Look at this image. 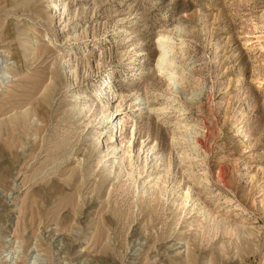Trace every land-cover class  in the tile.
Returning a JSON list of instances; mask_svg holds the SVG:
<instances>
[{"label":"rangeland","instance_id":"rangeland-1","mask_svg":"<svg viewBox=\"0 0 264 264\" xmlns=\"http://www.w3.org/2000/svg\"><path fill=\"white\" fill-rule=\"evenodd\" d=\"M61 1L0 0V264H264V0ZM103 85L117 168L133 129L135 177L156 147L136 183L98 164L86 109Z\"/></svg>","mask_w":264,"mask_h":264},{"label":"bare ground","instance_id":"bare-ground-1","mask_svg":"<svg viewBox=\"0 0 264 264\" xmlns=\"http://www.w3.org/2000/svg\"><path fill=\"white\" fill-rule=\"evenodd\" d=\"M49 3H50V6H52L53 7V9H54V11H55V13H57V12H62V10H63V5H62V1L61 0H49ZM170 34V33H169ZM169 38H170V35H167V34H162L161 36H160V44H159V47L161 48L160 49V56H159V60H158V69H159V71L160 70H164V68H162V67H164L165 66V69L168 67V64H171V62L169 61V59H167V57H168V53H170L171 51H173V50H175V49H173L172 47H171V45H169ZM170 67V66H169ZM69 69L71 70V68L69 67ZM162 70V71H163ZM174 70V69H173ZM143 72H144V69L143 68H140V71L138 72V74H136V76H142V74H143ZM175 72V71H174ZM181 73V72H180ZM180 76V75H179ZM174 77V78H173ZM172 78L173 79H177V78H179L176 74H173L172 75ZM180 79H182L181 77H180ZM175 81V80H174ZM178 81H179V79H178ZM170 87V86H169ZM49 88V87H48ZM47 88V89H48ZM102 90H100V92H99V94L101 93V95L99 96V94H98V98H96V99H94L93 101H92V106H89L88 107V109H86V110H88V113H92V116H91V119L89 120V122L87 123L88 125H87V127L91 124L92 125V128H94V129H98L99 131H98V133H97V135H98V144L100 145V147L103 145V141L101 140L102 139V136L103 135H105V131H106V129H107V127H108V125L106 126V127H104V123H105V121H107L108 122V124H109V122L111 121V120H114V119H117V117H118V115L116 116V117H113L114 115H115V113L113 112L114 110H115V108H112L111 110H113L112 111V113L111 114H109V115H107L106 114V112H105V110H104V104L101 102L102 101V99H103V97L105 96V95H107L109 98L111 97L110 96V94L109 93H106L107 92V89H108V86H102ZM38 90V89H37ZM40 90V89H39ZM80 97H78V99L76 100V101H78L80 104H81V100H82V98H81V94L79 95ZM138 98H140V97H138ZM28 103V102H27ZM30 104V103H29ZM75 104H76V102H75ZM21 106H23V104L21 105ZM76 106V105H75ZM135 109H136V112H139L140 110H141V108H140V104H134V106H133ZM22 108V107H21ZM20 107H19V109H21ZM26 108V107H25ZM41 108V107H40ZM76 109H79V110H77V114H79V116H80V114L82 115L83 113H84V109H85V106H76ZM34 110V109H33ZM117 110V109H116ZM163 110V109H162ZM76 111V110H75ZM25 112V111H24ZM35 112V111H34ZM40 113V112H39ZM23 114V117L21 118V119H23V121H26L27 119H28V116H29V114H30V111L28 110V112H25V113H22ZM42 114H44L43 112H42ZM41 114V117H43V115ZM46 115H48L47 113H45V116ZM85 115H87V114H85ZM141 115V114H140ZM22 116V115H21ZM48 117V116H47ZM44 119H45V117H44ZM82 120V119H81ZM106 122V123H107ZM50 123H52V122H49V124ZM47 124V123H46ZM48 124V125H49ZM125 125H126V121L125 120H123V119H119V121L117 122V125L113 128L114 129V131H115V129H116V131H115V134H117V133H119L120 132V138L125 134V132L123 133V130L126 128L125 127ZM111 128H112V126H111ZM131 128L133 129L134 128V125H132L131 126ZM93 131V130H92ZM97 132V131H96ZM113 132V131H112ZM195 132V131H194ZM243 136H244V139L245 140H247L248 141V136H247V134L246 133H244L243 132ZM113 137V136H112ZM111 137V144H106L105 146H102V147H105V149L104 150H102V151H100V156H99V159H98V164H103L104 162L106 163H104L105 165H106V167L108 168L106 171H105V173H106V176H108V177H110L113 173L115 174V177H116V179H115V181L116 180H120V178H126V180H125V185H126V183H128L129 181H131V183L132 182H134V183H136L137 182V176H138V178H140L141 176H143V174H144V172L146 171V167H147V161H148V157H149V155H150V152H153V151H155L156 150V147H154V146H152V145H150L149 143L146 145V146H143V145H141L140 147H139V151H144V154H145V148L146 147H148V149H147V151H146V153H147V155H146V157H145V159H144V161H145V165L141 168V169H139V172L137 173V175H136V177H135V174H133V173H131L128 169L129 168H133V166L135 165V162H134V160H133V157H132V151L130 152L129 150L131 149V146L132 145H134L135 144V141L133 140L134 139V129H133V137L132 138H130L129 140H127V142H128V144H130V145H128V146H130L129 147V149L128 150H126L125 151V149H124V152H123V156H124V158L125 157H129V159H131V161L126 165V168H125V170L127 171V175H125V173H124V170H122V168H117V166H119V163L117 162L116 163V160H117V158H115L116 157V155L117 154H119L120 152V149L121 148H123V145L125 144V141L124 140H121L120 141V143L119 144H117V145H115V146H113L114 144L113 143H117V141L115 142V140H113V138ZM184 139H186V138H184ZM109 140V141H110ZM147 141L148 140H146V141H144V143H147ZM70 142V141H69ZM68 143V142H67ZM96 143V142H95ZM63 144V143H62ZM64 144H65V142H64ZM66 145V144H65ZM68 146H69V143H68ZM67 146V147H68ZM127 146V147H128ZM66 147V146H65ZM65 147H64V149H65ZM72 147V146H71ZM70 147V148H71ZM190 147V146H189ZM96 149H99V148H96ZM70 149H68V150H64V151H66L65 153H69V152H71V151H73V149L71 150V151H69ZM68 151V152H67ZM99 151V150H98ZM97 151V152H98ZM188 151V152H187ZM186 151V156H184V158H191V153H190V151L189 150H187ZM60 154V153H59ZM71 154V153H70ZM70 154H68V156L70 155ZM63 155V154H62ZM67 155V154H66ZM72 155V154H71ZM67 156V157H68ZM88 156H89V154H88ZM153 156L155 157V166H156V168H160L161 167V164L162 163H165V158H164V155H162L159 151H157V152H155L154 154H153ZM152 156V157H153ZM63 157H64V155H63ZM65 158V157H64ZM61 159V158H60ZM59 159V160H60ZM96 159V160H97ZM63 161V160H62ZM65 161V160H64ZM183 161V160H182ZM55 162H57V161H55ZM60 163V162H59ZM65 163V162H64ZM180 163H182V162H180ZM62 164V163H61ZM103 164V165H104ZM56 165H58V164H56ZM55 165V166H56ZM63 165V164H62ZM61 165V166H62ZM97 165V164H96ZM104 165V166H105ZM60 166V165H59ZM189 168H190V170L192 171V173H193V171L194 172H197V168L195 167V166H193L192 164L191 165H189ZM54 169V168H53ZM58 169V168H57ZM56 169V170H57ZM91 169L92 168H90V171H91ZM164 169L167 171V173L168 172H171L172 171V169H173V167H172V162L170 161L169 163H166V165H164ZM89 170V169H88ZM88 170H87V172H88ZM189 170V169H188ZM53 171V170H52ZM55 171V170H54ZM90 171H89V173H90ZM92 171H94V170H92ZM191 171H189L190 173H191ZM57 172H58V170H57ZM56 172V173H57ZM86 172V173H87ZM199 172V171H198ZM54 173V172H53ZM74 173H76V172H74ZM188 173V172H187ZM223 173V172H222ZM72 174H73V172H72ZM88 174V173H87ZM86 174V175H87ZM75 175V174H74ZM89 175H92V173L91 174H89ZM105 175V174H104ZM189 175V174H188ZM191 175H193V174H191ZM190 175V176H191ZM206 174H203V176H200V178H204L205 179V182L208 184V183H210L209 182V180H208V177H207V175L205 176ZM71 177H72V175H71ZM91 177V176H90ZM189 177V176H188ZM72 178H74V177H72ZM85 179H86V177H84ZM87 178H88V176H87ZM111 178V177H110ZM190 178V177H189ZM84 179V180H85ZM89 179V178H88ZM114 179V178H113ZM147 179V178H146ZM146 179H145V181H146ZM198 179V178H197ZM71 180V179H70ZM87 180V179H86ZM201 180V179H200ZM83 181V180H82ZM103 181V180H102ZM190 181V180H189ZM101 182V181H100ZM105 182V181H104ZM84 182H82V184H83ZM120 183H122V182H120ZM163 183H165V182H163ZM198 183H200L199 182V180H198ZM106 184V183H105ZM121 185V184H120ZM128 185V184H127ZM142 185H143V183H142ZM150 185V184H149ZM189 186H188V188H187V191H186V193L183 195V197H182V199H181V214L183 215L184 214V212H186L185 214H187V211H186V208L188 209V203H189V199H190V197H194V196H192V192H191V190H194V189H191L192 187V185H191V183H189L188 184ZM104 186V184L101 186V187H103ZM129 186V185H128ZM144 186H146V182H144ZM148 186V185H147ZM146 186V187H147ZM165 186V185H164ZM120 187V186H119ZM167 187V186H166ZM97 188H98V186H97ZM121 188V187H120ZM124 188H125V186H124ZM123 188V189H124ZM102 189V188H101ZM161 189V188H160ZM167 189L168 188H163V189H161L160 190V196H164V195H166V193H167ZM115 190V189H114ZM118 190H120V189H118ZM122 190V189H121ZM128 190V189H127ZM124 191H125V189H124ZM123 191V192H124ZM195 191V190H194ZM193 191V192H194ZM116 192H117V189H116ZM119 192V191H118ZM156 192V191H155ZM185 192V191H184ZM121 193V192H120ZM119 193V194H120ZM146 194H147V191H146ZM145 194V195H146ZM121 195V194H120ZM119 195V196H120ZM123 195V194H122ZM127 195H128V192H127ZM144 195V196H145ZM151 195V194H150ZM143 196V197H144ZM149 196V195H148ZM199 196V195H198ZM196 198V197H195ZM143 200V199H142ZM160 200L161 199H159V197H157V196H155V195H153L152 197H151V199H150V203H157V205H158V203L160 202ZM159 201V202H158ZM148 202V201H147ZM198 202V201H197ZM228 202H230V201H228ZM227 202V203H228ZM156 203H155V205H156ZM161 203V202H160ZM159 203V204H160ZM194 204H197L196 202L194 203ZM198 204H200V202H198ZM201 205V204H200ZM151 206H152V204H151ZM154 206V205H153ZM197 206V205H196ZM160 207V206H159ZM178 207V206H177ZM148 208H149V205H148ZM154 209V208H153ZM180 209V208H179ZM193 212V211H192ZM199 212V211H198ZM203 212V211H202ZM201 212V213H202ZM190 214H192V213H190ZM213 214V213H212ZM205 214H203V216H204ZM177 216V215H176ZM202 217V216H201ZM205 217H206V215H205ZM204 218V217H203ZM210 219H211V217H209ZM213 218V217H212ZM180 220V219H179ZM200 221V220H199ZM205 221V220H204ZM207 222V221H206ZM194 223H196V224H198L197 222H194ZM204 223V222H203ZM209 223V222H208ZM207 223V224H208ZM178 224V223H177ZM176 224V225H177ZM200 224L201 223H199V226H200ZM210 224V223H209ZM208 224V225H209ZM192 225V224H191ZM190 225V226H191ZM203 225V224H202ZM201 225V226H202ZM208 225H206V226H208ZM193 226V225H192ZM205 226V228H208V227H206ZM245 226V225H244ZM196 227H197V225H196ZM204 227V226H203ZM212 227V226H211ZM210 227V228H211ZM214 227H216V225H214ZM219 227V226H218ZM189 228V227H188ZM191 228V227H190ZM205 230H207V229H205ZM217 230V229H216ZM220 230H221V228H220ZM201 231H202V229H201ZM213 231H215V228L214 229H208V233L209 234H212L213 235ZM212 232V233H211ZM203 233H205V232H203ZM217 233H218V230H217ZM216 233V234H217ZM206 234V233H205ZM205 234H203V235H205ZM208 234V235H209ZM163 236V235H162ZM202 236V235H201ZM207 236V235H206ZM216 236V235H215ZM203 237V236H202ZM205 237V236H204ZM209 237V236H208ZM210 238V237H209ZM204 239V238H203ZM207 239V238H206ZM62 242V241H61ZM184 247V246H183Z\"/></svg>","mask_w":264,"mask_h":264}]
</instances>
